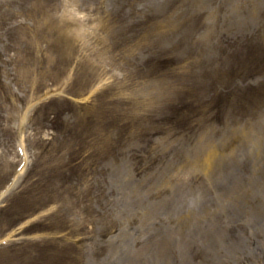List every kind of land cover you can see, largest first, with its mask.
<instances>
[{
	"label": "rangeland",
	"instance_id": "374dc122",
	"mask_svg": "<svg viewBox=\"0 0 264 264\" xmlns=\"http://www.w3.org/2000/svg\"><path fill=\"white\" fill-rule=\"evenodd\" d=\"M63 34L73 50L54 45ZM249 37L264 47V0H0V183L23 156L29 168L33 160L60 158L58 148L69 143L70 134L51 130L39 109L45 99L84 94L97 77L108 80L107 98L115 92L117 101H138L129 113L120 109L115 125L124 144L117 159L110 158L113 144L97 136L76 139L82 146L71 149L74 158L89 159L77 174L95 177L91 194L80 187V204L54 211L64 227L44 234L43 240L55 232L63 237V264H264V109L247 121L230 114L225 123L202 120L172 131L168 122L192 91L186 78L167 75L162 60L183 61L191 76L193 68L210 82ZM61 49L66 64L87 67H70L73 77L56 71ZM24 54L43 60L32 63ZM57 106L62 124L83 116L81 107ZM52 210L23 221L14 235L28 237L23 230ZM111 221L117 229L106 235Z\"/></svg>",
	"mask_w": 264,
	"mask_h": 264
}]
</instances>
